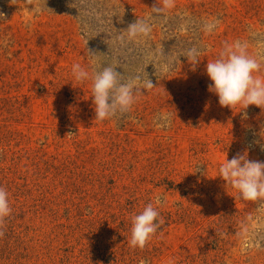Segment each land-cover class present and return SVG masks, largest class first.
<instances>
[{
    "label": "rangeland",
    "instance_id": "rangeland-1",
    "mask_svg": "<svg viewBox=\"0 0 264 264\" xmlns=\"http://www.w3.org/2000/svg\"><path fill=\"white\" fill-rule=\"evenodd\" d=\"M172 2L156 13L165 0H0V188L11 208L0 264H264V200L218 176L238 154L264 162V106L222 107L205 70L239 40L264 78V0ZM137 19L150 36L122 42ZM77 63L154 87L96 120ZM149 203L162 223L132 247V218Z\"/></svg>",
    "mask_w": 264,
    "mask_h": 264
},
{
    "label": "clouds",
    "instance_id": "clouds-1",
    "mask_svg": "<svg viewBox=\"0 0 264 264\" xmlns=\"http://www.w3.org/2000/svg\"><path fill=\"white\" fill-rule=\"evenodd\" d=\"M174 7L172 0H165L163 6H154V12L160 13L164 9ZM39 10H37L38 14ZM205 30L211 33L216 27V21H208L204 25ZM152 31L151 25L143 19H137L126 29V36L119 39L134 41L137 38H147ZM90 52V51H89ZM92 53V52H90ZM93 57H94V53ZM193 64L199 62V49L192 48L185 55ZM206 74L211 81L209 90L218 96V102L222 107L233 108L242 104L243 108L249 105L264 106V78L255 73L261 70V63L247 53V45L242 41L226 44L218 58L207 61ZM72 73L77 81L84 82L91 78V98L94 105L95 119L106 120L117 112L124 113L131 109L135 103L134 89L143 87L152 89L154 84L148 77L141 75L122 81V74L116 70V66H106L96 71L91 77L89 71L79 63L72 66ZM158 120L162 126L171 123V113H161ZM219 177L238 190L240 197L248 201L264 200V162L252 161L247 158V153L237 155L232 159H226L219 168ZM157 202L161 200L156 197ZM8 192L0 188V218L10 214ZM160 213L152 203L146 205L142 212L132 218L130 245L143 248L151 236L156 232L162 221Z\"/></svg>",
    "mask_w": 264,
    "mask_h": 264
}]
</instances>
